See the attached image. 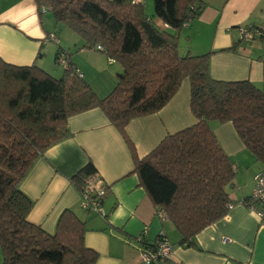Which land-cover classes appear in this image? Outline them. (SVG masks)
Masks as SVG:
<instances>
[{
    "label": "trees",
    "instance_id": "16d2710c",
    "mask_svg": "<svg viewBox=\"0 0 264 264\" xmlns=\"http://www.w3.org/2000/svg\"><path fill=\"white\" fill-rule=\"evenodd\" d=\"M35 2L39 11L50 8L55 21L64 22L84 45L101 46L120 71L113 89L100 97L64 53L57 52L54 60L57 66L59 55L66 59L59 77L36 62L16 65L0 57L3 264H95L98 253L84 243L85 223L68 209L52 233L30 222L27 216L33 201L19 183L37 156L68 135L70 116L98 107L124 136L130 119L162 108L184 78L189 81V105L196 122L167 134L147 155L135 160L134 172L156 211L163 210L173 224L180 243L191 244L199 231L224 217L232 205L228 191L234 184L235 167L209 122H231L264 168V89L248 80L212 78L209 59L213 52L179 55L178 34L199 16L202 0H153L154 16L166 28L147 16L142 0ZM95 173L88 161L74 174L79 192L84 180ZM248 199L242 203L247 205Z\"/></svg>",
    "mask_w": 264,
    "mask_h": 264
},
{
    "label": "crops",
    "instance_id": "0c3cea01",
    "mask_svg": "<svg viewBox=\"0 0 264 264\" xmlns=\"http://www.w3.org/2000/svg\"><path fill=\"white\" fill-rule=\"evenodd\" d=\"M202 1L199 16L178 34L179 41L185 40L182 56L213 52L209 59L212 78L248 80L264 89V37L243 41L239 31L264 27V0ZM49 11H39L35 0H0V57L11 64L36 62L49 69L56 67L57 52L64 53L91 86L96 79L98 88L106 85L100 79L102 71L115 62L84 45L80 37H74L73 44L63 43V37L48 28L53 22ZM156 24L166 28L160 20ZM50 43L57 44V49ZM48 54L52 58L47 63ZM195 122L187 78L158 111L130 119L124 127L125 137L98 107L70 116L68 135L37 156L19 183L33 201L27 219L52 233L61 213L71 210L85 223L84 243L98 253L95 264H138L140 248L152 247L160 235L171 243V254L154 264H264V220L242 203L262 166L255 170L257 161L231 122L212 120L209 125L235 167L234 184L228 191L232 205L224 217L199 231L191 244L180 243L173 224L156 213L134 172L135 160L147 155L167 134ZM88 161L107 185L102 202L105 216L81 206L80 192L72 180ZM222 237L230 241L223 242Z\"/></svg>",
    "mask_w": 264,
    "mask_h": 264
},
{
    "label": "built area",
    "instance_id": "2783aa9c",
    "mask_svg": "<svg viewBox=\"0 0 264 264\" xmlns=\"http://www.w3.org/2000/svg\"><path fill=\"white\" fill-rule=\"evenodd\" d=\"M138 0H133L137 2ZM41 12L50 10L43 7ZM241 39L251 41L256 37L264 36V27L262 28H240ZM49 37L55 39V35L50 34ZM94 49L101 51V46L97 45ZM57 62L60 66L66 67V59L61 54L58 56ZM106 184L102 181L98 173L89 176L84 180L83 189L80 192L81 206L91 213L105 216L102 209L103 197L106 192ZM259 220L264 219V168L259 169L254 175V186L249 195L248 204L246 205ZM231 207V205H229ZM156 213L165 218L164 211L159 209ZM141 241V238H138ZM223 242L230 241L227 237L221 238ZM172 245L168 238L160 235L155 244L151 248L141 247L139 250L138 264H154L158 261H166L171 254Z\"/></svg>",
    "mask_w": 264,
    "mask_h": 264
},
{
    "label": "rangeland",
    "instance_id": "374dc122",
    "mask_svg": "<svg viewBox=\"0 0 264 264\" xmlns=\"http://www.w3.org/2000/svg\"><path fill=\"white\" fill-rule=\"evenodd\" d=\"M142 1H143V5H144V10H145V13L147 14V16L152 18L154 23H157L158 19L154 16L153 0H142ZM48 17L53 20L52 24L48 28L49 29H55L58 32L59 36L63 37V43L70 41V43L73 44L74 37H79L78 34L76 32H73L70 28H68L67 25L64 24V22L55 21L52 12L49 11ZM184 41L185 40H182V39H181V41H178V48H179L178 49V53H179L180 56H182L184 54L183 50L180 49V48L183 47L182 43ZM50 44H51L53 49L55 47L57 49V44H55V43H50ZM72 53H74L73 49H72ZM51 58H52V56H50L48 54L47 57H46V62L48 63V60L50 61ZM118 66L119 65L117 63H113L110 67H108L107 70L102 71V78H100V79L105 80V84L106 85H102V87L98 88V85H99L97 83L98 79H96L94 81V83H92L93 88L95 89V91L97 92V94L100 97H103L106 94H108L113 89V87L115 86V84H116V76L114 75V72H119L120 71V68ZM53 68L55 69V71L53 70ZM44 70L46 72H48L49 74H51L52 76H54V77L61 76V74L63 72V68L60 65H57L56 67H52V68H49V69H44ZM108 83H111V85H107ZM261 166H262V164L257 162L255 170H258V168H261ZM253 181H254V176H253ZM253 186H254V184H253ZM0 264H3L1 250H0Z\"/></svg>",
    "mask_w": 264,
    "mask_h": 264
}]
</instances>
